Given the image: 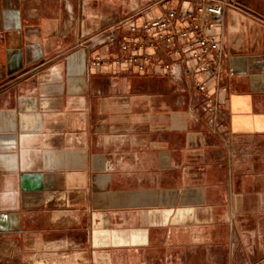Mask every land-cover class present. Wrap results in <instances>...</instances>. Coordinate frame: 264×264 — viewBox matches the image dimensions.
Here are the masks:
<instances>
[{
  "label": "crops",
  "instance_id": "1",
  "mask_svg": "<svg viewBox=\"0 0 264 264\" xmlns=\"http://www.w3.org/2000/svg\"><path fill=\"white\" fill-rule=\"evenodd\" d=\"M227 1L211 113L175 55L90 62L132 38L103 28L166 3L0 0V264H153L228 217L234 157L264 158V0Z\"/></svg>",
  "mask_w": 264,
  "mask_h": 264
},
{
  "label": "built area",
  "instance_id": "2",
  "mask_svg": "<svg viewBox=\"0 0 264 264\" xmlns=\"http://www.w3.org/2000/svg\"><path fill=\"white\" fill-rule=\"evenodd\" d=\"M228 4L227 0H172L154 17L139 19L135 16L139 12L131 13L103 28L100 37L112 41L125 24L132 38L121 41L119 53L110 60L96 56L90 62L101 66L111 61L138 71L150 65L168 70L175 55L186 83L201 96L204 110L212 113L218 106L224 57L215 35Z\"/></svg>",
  "mask_w": 264,
  "mask_h": 264
},
{
  "label": "rangeland",
  "instance_id": "3",
  "mask_svg": "<svg viewBox=\"0 0 264 264\" xmlns=\"http://www.w3.org/2000/svg\"><path fill=\"white\" fill-rule=\"evenodd\" d=\"M121 1L131 12L136 7L160 9L172 0ZM238 159L234 157L232 195L226 205L228 217L214 222L211 236L186 235L184 243L170 245L162 259L154 254L153 264H264V158L249 159L247 176ZM218 214L225 216L221 210ZM42 258L33 260L46 262Z\"/></svg>",
  "mask_w": 264,
  "mask_h": 264
}]
</instances>
